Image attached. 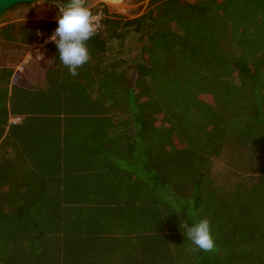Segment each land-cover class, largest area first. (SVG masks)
<instances>
[{
	"label": "trees",
	"instance_id": "16d2710c",
	"mask_svg": "<svg viewBox=\"0 0 264 264\" xmlns=\"http://www.w3.org/2000/svg\"><path fill=\"white\" fill-rule=\"evenodd\" d=\"M103 14L75 77L54 43L36 86L0 65V264H264V0ZM57 26L6 24L0 40ZM133 35L128 76L112 44ZM205 218L217 250L189 251L181 225Z\"/></svg>",
	"mask_w": 264,
	"mask_h": 264
},
{
	"label": "rangeland",
	"instance_id": "374dc122",
	"mask_svg": "<svg viewBox=\"0 0 264 264\" xmlns=\"http://www.w3.org/2000/svg\"><path fill=\"white\" fill-rule=\"evenodd\" d=\"M189 3L196 2L197 0H186ZM107 0H88L89 7L103 11V6L110 15L119 16L123 19L130 20L143 15L149 8L150 0H117L113 3ZM57 10L51 8L47 3L40 5L35 3L32 6H19L11 11L5 13L0 18V27L6 24H15L21 29V26L31 27L36 21H53L57 24L56 19ZM24 44V43H23ZM144 41L138 38L137 35L130 36L125 40L124 46L119 50L112 44V48L116 53H120L122 61L125 62L124 67L128 68L127 75L134 74L133 68L139 62V56ZM34 48L26 44L19 49L8 48L6 43L0 40V65L16 66L17 61H22V68L17 70L16 73L24 79L28 84L35 85L42 82L46 69L48 68L50 56L46 53L45 49H40L38 53L43 55V59L37 58L34 54ZM212 176L217 180L218 185L227 189L232 187V184L239 181L232 170L224 165L216 162L211 168Z\"/></svg>",
	"mask_w": 264,
	"mask_h": 264
},
{
	"label": "clouds",
	"instance_id": "9594fccd",
	"mask_svg": "<svg viewBox=\"0 0 264 264\" xmlns=\"http://www.w3.org/2000/svg\"><path fill=\"white\" fill-rule=\"evenodd\" d=\"M40 5L47 3L57 10L56 19L58 26L45 40V44H55L60 61L69 70L70 75H79L78 69L87 64L90 59L88 41L96 34L99 28L98 15L89 7L88 0H38ZM38 35H42L38 33ZM41 59L43 55L38 53ZM194 216L195 213H192ZM188 240L195 246L189 251L201 250L214 252L217 250L215 238L212 234L211 222L200 219L192 225L184 223Z\"/></svg>",
	"mask_w": 264,
	"mask_h": 264
},
{
	"label": "water",
	"instance_id": "95a60500",
	"mask_svg": "<svg viewBox=\"0 0 264 264\" xmlns=\"http://www.w3.org/2000/svg\"><path fill=\"white\" fill-rule=\"evenodd\" d=\"M38 0H0V18L7 12L19 6H32Z\"/></svg>",
	"mask_w": 264,
	"mask_h": 264
},
{
	"label": "built area",
	"instance_id": "2783aa9c",
	"mask_svg": "<svg viewBox=\"0 0 264 264\" xmlns=\"http://www.w3.org/2000/svg\"><path fill=\"white\" fill-rule=\"evenodd\" d=\"M94 14H96V15H98V23H99V28H98V30L100 29V27H101V22H102V19H103V17H104V14H103V11L100 9V10H98V12L97 13H94ZM97 30V31H98ZM34 33H35V35L40 39L41 38V35H38V33H40L41 34V32H40V30L39 29H36L35 31H34ZM46 39H48V38H46ZM46 39H44V40H42V41H34V42H31L29 45H31V47L32 48H34L35 50H34V54H37L39 51H40V49H43L45 46H46V44H45V40ZM49 43H51V42H49ZM48 44V43H47ZM36 57L37 58H40L39 56H37L36 55ZM19 121V119L18 118H15V119H13V122L14 123H17Z\"/></svg>",
	"mask_w": 264,
	"mask_h": 264
},
{
	"label": "crops",
	"instance_id": "0c3cea01",
	"mask_svg": "<svg viewBox=\"0 0 264 264\" xmlns=\"http://www.w3.org/2000/svg\"><path fill=\"white\" fill-rule=\"evenodd\" d=\"M19 45H20V46H23V45H25V43L23 44L22 42H20ZM45 48H46V47H44L43 49H45ZM45 51H46V49H45ZM46 53H47V52H46ZM21 63H22V61H20L19 63H17V65L14 67V71H15V73L17 72L18 69H20V67H21V68L23 67V66H22L23 63H22V64H21ZM18 75L20 76L19 73H18ZM44 75H45V74H44ZM43 78H44V77H43ZM23 80H24V79H23ZM29 85H31V84H29ZM36 85H37V84H35V85H31V86H36ZM13 119H15V118H11V119H9V122H10V123H14V122H13ZM18 122H19V121H18ZM18 122H17V123H18Z\"/></svg>",
	"mask_w": 264,
	"mask_h": 264
},
{
	"label": "bare ground",
	"instance_id": "6f19581e",
	"mask_svg": "<svg viewBox=\"0 0 264 264\" xmlns=\"http://www.w3.org/2000/svg\"><path fill=\"white\" fill-rule=\"evenodd\" d=\"M105 1H106V0H105ZM110 1H113V3H117V2H115V1H117V0H107V2L111 3Z\"/></svg>",
	"mask_w": 264,
	"mask_h": 264
}]
</instances>
